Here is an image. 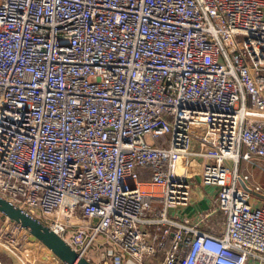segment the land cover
I'll return each instance as SVG.
<instances>
[{
	"label": "built area",
	"instance_id": "obj_1",
	"mask_svg": "<svg viewBox=\"0 0 264 264\" xmlns=\"http://www.w3.org/2000/svg\"><path fill=\"white\" fill-rule=\"evenodd\" d=\"M253 157L264 0H0V196L80 256L264 264ZM200 186L214 205L184 214ZM31 239L0 217V247Z\"/></svg>",
	"mask_w": 264,
	"mask_h": 264
},
{
	"label": "crops",
	"instance_id": "obj_2",
	"mask_svg": "<svg viewBox=\"0 0 264 264\" xmlns=\"http://www.w3.org/2000/svg\"><path fill=\"white\" fill-rule=\"evenodd\" d=\"M239 171L241 174L249 176L244 186L252 189V200L256 204L264 203V160L259 157H253L250 161H240ZM242 184V183H241ZM255 188H259L256 190ZM216 189L213 187H199L195 192V200L190 207L184 209V214L191 215L194 210L210 209L214 205V195ZM220 214V223H221ZM38 244L34 239H31L28 246L21 252H16L9 248L0 247V258L4 264H22L25 260L35 261L37 264H46L43 254H45L44 246ZM32 247L33 255L24 253L26 249ZM37 252H40L36 254Z\"/></svg>",
	"mask_w": 264,
	"mask_h": 264
},
{
	"label": "water",
	"instance_id": "obj_3",
	"mask_svg": "<svg viewBox=\"0 0 264 264\" xmlns=\"http://www.w3.org/2000/svg\"><path fill=\"white\" fill-rule=\"evenodd\" d=\"M242 187L250 191L242 183ZM0 217L10 220L24 228L33 239L42 243L56 258L64 264H93L75 252L64 240L52 232L39 219L32 217L0 196Z\"/></svg>",
	"mask_w": 264,
	"mask_h": 264
},
{
	"label": "rangeland",
	"instance_id": "obj_4",
	"mask_svg": "<svg viewBox=\"0 0 264 264\" xmlns=\"http://www.w3.org/2000/svg\"><path fill=\"white\" fill-rule=\"evenodd\" d=\"M198 164H199V159H198V158H195V159L190 160V162H189V167L194 168L195 173H197V166H198ZM189 179L192 180L191 177H190ZM195 179L197 180V183H199L197 177H196ZM37 217H39V216H37ZM34 240H35L36 242H38V244H40V242H39L38 240H36V239H34ZM41 245L44 246L43 244H41ZM27 246H28V245H27ZM43 248H44L45 252L48 250L45 246H44ZM24 249H25V248H24ZM24 253L32 254V253H33V249H32V247H29L28 249H26V250L24 251ZM38 253H40V252H37L36 254H38ZM46 254H47V253H46ZM32 255H33V254H32ZM45 257H46V256L43 254V258H45ZM93 262L96 263L95 260H94Z\"/></svg>",
	"mask_w": 264,
	"mask_h": 264
},
{
	"label": "trees",
	"instance_id": "obj_5",
	"mask_svg": "<svg viewBox=\"0 0 264 264\" xmlns=\"http://www.w3.org/2000/svg\"><path fill=\"white\" fill-rule=\"evenodd\" d=\"M150 175H151L150 169H147V168L139 169V177L141 180L149 179Z\"/></svg>",
	"mask_w": 264,
	"mask_h": 264
}]
</instances>
